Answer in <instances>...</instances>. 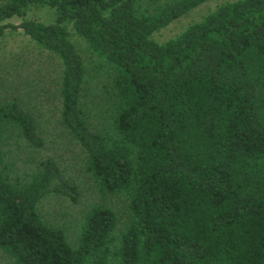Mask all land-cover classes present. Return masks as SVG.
<instances>
[{
    "label": "trees",
    "instance_id": "16d2710c",
    "mask_svg": "<svg viewBox=\"0 0 264 264\" xmlns=\"http://www.w3.org/2000/svg\"><path fill=\"white\" fill-rule=\"evenodd\" d=\"M203 1L0 0V36L20 30L58 59L59 122L88 176L127 204L124 216L90 204L72 239L47 222L38 201L74 202L77 185L51 156L7 174L4 146L43 138L15 97L0 101V250L13 264H264V0L151 37ZM81 47L106 74L99 126Z\"/></svg>",
    "mask_w": 264,
    "mask_h": 264
},
{
    "label": "rangeland",
    "instance_id": "374dc122",
    "mask_svg": "<svg viewBox=\"0 0 264 264\" xmlns=\"http://www.w3.org/2000/svg\"><path fill=\"white\" fill-rule=\"evenodd\" d=\"M161 0H141L149 3ZM232 0H205L187 12L155 29L151 37L161 41L167 39L188 23L198 20L217 4ZM50 9V8H49ZM51 10V9H50ZM48 8L31 10L28 15L49 16ZM15 20V19H14ZM82 48L88 77L85 95L93 126H99L108 92L102 87L106 74L99 68L100 60ZM99 70V75L95 72ZM58 59L50 52L33 44L28 36L16 29H7L0 36V101L16 98L35 118L43 144L32 147L23 140L12 139L4 146V158L10 162L7 174L22 175L39 159L51 156L64 174L77 185L76 201L57 194L44 195L37 203L41 216L51 224H62L67 237L72 239L82 212L93 203H105L118 216L127 211L126 198L120 192L102 191L84 168L85 152L59 122ZM105 114V113H104ZM0 264H13L12 259L0 250Z\"/></svg>",
    "mask_w": 264,
    "mask_h": 264
}]
</instances>
